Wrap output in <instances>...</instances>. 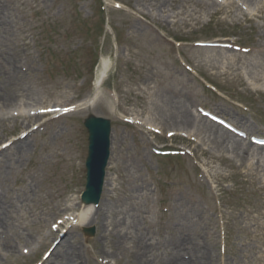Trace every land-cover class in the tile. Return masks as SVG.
Instances as JSON below:
<instances>
[{"label": "rangeland", "instance_id": "obj_1", "mask_svg": "<svg viewBox=\"0 0 264 264\" xmlns=\"http://www.w3.org/2000/svg\"><path fill=\"white\" fill-rule=\"evenodd\" d=\"M0 5L8 21L0 43L7 39V55L24 64L8 91L18 103L37 101L52 109L36 120L18 116L30 115L29 107L10 106L0 114V193L12 201L11 228L4 231L12 248L0 246V264H54L62 239L80 264H98L106 256L111 264H137L132 256L140 251L131 235L151 242L147 250L155 259L177 230L178 213L188 215L184 228L210 250L211 264H264V171L250 156L244 166L238 159L212 160L173 126L191 111L247 142L264 136V81H258L264 68L247 66L264 59V0ZM218 40L222 45L207 46ZM102 62L106 78L93 101L74 107L95 93ZM89 115L110 120L111 146L100 201L83 213V123ZM195 132L190 136L197 142L203 137L215 145L205 129ZM19 137L26 138L27 151L10 164L9 144ZM76 202L79 210L69 211L75 222L89 219L90 225L59 226L51 233L62 209ZM99 207L106 209L94 215ZM102 222L124 240L121 247L100 236Z\"/></svg>", "mask_w": 264, "mask_h": 264}, {"label": "bare ground", "instance_id": "obj_2", "mask_svg": "<svg viewBox=\"0 0 264 264\" xmlns=\"http://www.w3.org/2000/svg\"><path fill=\"white\" fill-rule=\"evenodd\" d=\"M215 1V0H214ZM204 7L208 5H214V3L205 2ZM8 25V21L6 19L4 8L0 5V37H2L1 33H6L7 31L6 26ZM7 40V39H6ZM0 43V114L3 112V108L12 107L13 109L23 108V107H29L30 108V115H26L25 112L21 111L18 116H20L21 120L28 119L30 116V119H35L39 117L40 113L47 114L48 111L44 110L41 111L44 106L41 105V103L35 101V103H32L34 101L30 102H16L18 95L13 94L11 91H8L9 86L13 83L14 80L18 79L20 70L23 71V63H14L11 60V57H9L6 53V45L5 42ZM263 44H264V34H263ZM222 45L219 41L214 42H208L207 46L214 47ZM247 66H252L253 69H263L264 68V59H259L255 62H249ZM107 67L106 63L102 62L101 68L99 71V76L96 79L94 83L95 91L98 90L102 79L105 76ZM259 77L255 76L253 78V81L255 82L256 79ZM262 81L263 83L264 79L258 80ZM8 84V86H6ZM249 85V83L247 82ZM255 84H258L255 82ZM7 88V89H6ZM253 88H255V85H253ZM95 95V93H94ZM23 101V100H21ZM92 102V99L88 98V100L83 103V106H89V104ZM5 107H4V106ZM11 108V109H12ZM4 120L0 116V124L1 121ZM173 126H177L175 130L177 131H186L188 135L184 140H186L187 144L193 145V149L196 151V149H200L203 154L208 155V157L212 160H226L230 159L231 161L239 160L241 162L240 166H244L245 163L248 162L247 157H253L256 159V169L259 171H264V147L254 144L252 142H247L243 138H237L233 134L229 133L226 129L221 127L219 124L212 123L211 121L206 120L205 116L202 118L200 116L195 115L191 111H186L177 121H174ZM194 129V130H193ZM205 129V132L207 133L208 137L210 136L213 140L216 141L215 145H211L210 143H206V140L201 137L200 142H197L196 139H193L190 135L191 132L196 134L195 131ZM174 131V130H171ZM28 134V133H26ZM194 135V134H193ZM198 135V134H197ZM199 136V135H198ZM211 140V139H210ZM203 145V146H202ZM219 145V146H218ZM195 146V147H194ZM208 147V149H205V147ZM9 148H11L14 152L11 156H8V161H10V164H12L15 160V157L17 153L19 152H26L27 151V140L26 138H17L13 140L9 144ZM2 151V148H0V152ZM17 157V156H16ZM232 164V163H231ZM215 170L212 172L213 175L218 174L216 171L218 170L216 167ZM114 191V189H113ZM83 207L82 212L87 213L89 208L92 207V205H82ZM9 208H12V201L8 198H6L4 195L0 193V246L2 248H12L9 242L6 240V236H4V231L11 228L10 221H9ZM80 204L76 202L72 207H64L62 211L59 213L58 216H61L62 214L69 212V211H75L79 210ZM102 208V209H101ZM105 210V207H99L98 209H95L92 211L94 215L98 213V210ZM179 220L176 221L175 226L177 227V230L173 232L171 235H169L168 241L165 243V246L163 247L162 253L158 254L155 259L151 258V253H148L149 248L152 247L151 242H145L144 238H139L138 235H131V240L137 238V249L140 251L139 253L132 256L134 259V262H137V264H211L212 263V254L210 253V250L207 248V246L201 244L199 242V237L194 238V236L191 235L188 231L185 230L184 227L189 226L190 220L187 214H181L178 213ZM74 217L68 216L65 217L60 223V227L68 228L71 227V222L69 220H72ZM93 218V217H92ZM192 219V217L190 218ZM104 220V219H103ZM68 221V222H67ZM89 219L78 223L81 228H86L90 225ZM193 224V222H192ZM187 225V226H186ZM102 233L101 237L106 239H109L110 243L114 245H118V248L121 247L122 242L124 240L117 238L115 236L113 230L108 229V225H106L104 222H102ZM51 233L54 235L58 233V230H50ZM129 231L123 235L128 237ZM50 234V233H49ZM64 237V235H63ZM85 238H89L88 232L85 230L84 234ZM62 238V236L60 237ZM61 240V239H60ZM121 244V245H120ZM61 246V253L58 259V262L54 264H80L78 261L79 258L77 256L76 250L73 248V246H70L65 239H62L61 242L58 244ZM56 247V246H55ZM54 247V248H55ZM57 248V247H56ZM135 248V247H134ZM113 255H115L114 252H112ZM183 254L186 256L183 257ZM107 257H103V262L101 260H98V264H111L109 260H107ZM181 257H183L181 259ZM158 261V263H156ZM239 264V263H237Z\"/></svg>", "mask_w": 264, "mask_h": 264}, {"label": "water", "instance_id": "obj_3", "mask_svg": "<svg viewBox=\"0 0 264 264\" xmlns=\"http://www.w3.org/2000/svg\"><path fill=\"white\" fill-rule=\"evenodd\" d=\"M88 136L86 158V185L82 193L85 203H97L102 190L105 166L109 156L110 122L102 117L90 115L84 122Z\"/></svg>", "mask_w": 264, "mask_h": 264}]
</instances>
